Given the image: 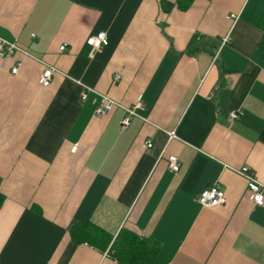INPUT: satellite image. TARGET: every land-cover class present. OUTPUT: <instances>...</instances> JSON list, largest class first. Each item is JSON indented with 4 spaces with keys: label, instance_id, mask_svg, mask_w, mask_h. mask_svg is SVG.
<instances>
[{
    "label": "crops",
    "instance_id": "obj_1",
    "mask_svg": "<svg viewBox=\"0 0 264 264\" xmlns=\"http://www.w3.org/2000/svg\"><path fill=\"white\" fill-rule=\"evenodd\" d=\"M162 1L0 0V39L27 52L0 58V264H116L70 240L87 222L153 236V264H264V202L233 171L264 184V0ZM98 94L120 106L94 116Z\"/></svg>",
    "mask_w": 264,
    "mask_h": 264
},
{
    "label": "built area",
    "instance_id": "obj_2",
    "mask_svg": "<svg viewBox=\"0 0 264 264\" xmlns=\"http://www.w3.org/2000/svg\"><path fill=\"white\" fill-rule=\"evenodd\" d=\"M231 17H235L234 15H230ZM229 42L228 37H224L222 39L221 44ZM86 45L90 48L89 54L92 55V53L95 50H98L102 46L107 44V36L105 31H98L96 34L91 35L87 37L85 41ZM60 50L64 48V46L59 47ZM21 52L24 55H27V52L22 49L17 43L15 42H9L0 39V58H5L10 55H12L14 52ZM18 65H15L11 69V73L15 74L18 70ZM56 72V69L53 66L46 65L45 68L42 70V72L39 75V84L41 86H47L51 79L52 74ZM120 78L119 75L114 76V81H118ZM84 87V86H83ZM90 88L84 87V90L81 93V99L84 100L86 98V93L89 91ZM97 99L95 102V106L93 109V115L94 116H102L108 114L114 107L120 106L117 102H115L113 99L108 97L105 94H98ZM136 106H140V102L136 104ZM135 106V107H136ZM135 107H125V116L121 119L120 124L121 126H125L128 124L131 116L137 115L135 112ZM241 115V112L239 110H231L228 113L227 119L230 123H233L236 119L239 118ZM169 138H173L174 133L170 132L168 133ZM151 143H147V146H150ZM75 147H73V150ZM167 164L171 171L176 172L179 169V163L174 155H169L167 157ZM233 171L242 176L246 180V187L248 191L250 192V199L251 201L256 205H262L264 202V184L260 183L254 175L253 170L248 166H241L238 168H233ZM225 201L224 198V192L222 191L221 187L217 184L209 185L205 188H203L200 191V194L198 196V202L203 207H211L214 205H221Z\"/></svg>",
    "mask_w": 264,
    "mask_h": 264
},
{
    "label": "trees",
    "instance_id": "obj_3",
    "mask_svg": "<svg viewBox=\"0 0 264 264\" xmlns=\"http://www.w3.org/2000/svg\"><path fill=\"white\" fill-rule=\"evenodd\" d=\"M191 1H162L161 6L164 11L172 7L184 10ZM261 28L264 34L263 22ZM259 47L264 51V35ZM2 200L3 196L0 194V204ZM68 236L74 243H85L106 251L116 264H153L160 246L159 241L153 236L145 237L126 227L120 228L116 235L112 236L90 222L74 223L68 230Z\"/></svg>",
    "mask_w": 264,
    "mask_h": 264
}]
</instances>
